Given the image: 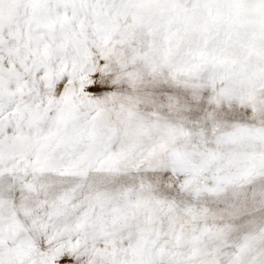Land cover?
<instances>
[{
	"label": "snow or ice",
	"instance_id": "1",
	"mask_svg": "<svg viewBox=\"0 0 264 264\" xmlns=\"http://www.w3.org/2000/svg\"><path fill=\"white\" fill-rule=\"evenodd\" d=\"M0 264H264V0H0Z\"/></svg>",
	"mask_w": 264,
	"mask_h": 264
}]
</instances>
